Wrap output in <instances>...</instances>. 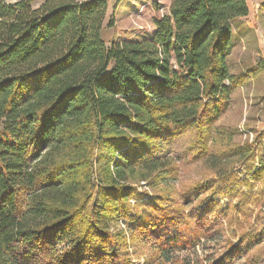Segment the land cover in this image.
I'll return each instance as SVG.
<instances>
[{"label":"trees","instance_id":"16d2710c","mask_svg":"<svg viewBox=\"0 0 264 264\" xmlns=\"http://www.w3.org/2000/svg\"><path fill=\"white\" fill-rule=\"evenodd\" d=\"M106 10V0H0V264H131L115 229L140 182L156 194L128 240L147 264H185L171 251L199 238L179 231L200 219L188 210L196 196L173 183L181 164L208 156L229 107L246 0H170L151 38L109 48ZM254 169L252 182L264 173ZM235 237L205 264L246 245L245 264H262L263 230Z\"/></svg>","mask_w":264,"mask_h":264},{"label":"rangeland","instance_id":"374dc122","mask_svg":"<svg viewBox=\"0 0 264 264\" xmlns=\"http://www.w3.org/2000/svg\"><path fill=\"white\" fill-rule=\"evenodd\" d=\"M16 1L5 0L10 4ZM106 2L101 36L107 48L112 42L151 38L155 33L154 21L168 14V0ZM246 3L251 26L244 18L236 23L232 50L227 59L229 73L233 76L229 107L215 122L216 130L208 143V156L198 163L181 164L173 183L179 190L196 196L188 210L200 217L187 220L188 225L179 230L194 231L199 235L194 246L171 251L185 264H205L207 256L218 257L219 251L228 243L237 244L234 238L237 232L260 229L264 232V173L260 174L259 181L253 182L248 180L251 177L247 174L254 168L264 167V13H261L264 0H246ZM38 5L36 2L32 7ZM167 148H177V144ZM134 188V195L121 206L122 211L127 212V233L116 226L115 230L126 236L131 264H147L146 253H138L139 247L128 240L129 228L149 212L148 204L156 189L143 182ZM239 204L245 208L244 216L235 210ZM201 213H208L206 220ZM214 234L218 236L217 242L211 238ZM260 246L264 248V238ZM253 249V246L246 245L240 255L224 264H245Z\"/></svg>","mask_w":264,"mask_h":264},{"label":"built area","instance_id":"2783aa9c","mask_svg":"<svg viewBox=\"0 0 264 264\" xmlns=\"http://www.w3.org/2000/svg\"><path fill=\"white\" fill-rule=\"evenodd\" d=\"M118 228H121L125 231V233H127V229H126V222L122 219L119 222Z\"/></svg>","mask_w":264,"mask_h":264},{"label":"crops","instance_id":"0c3cea01","mask_svg":"<svg viewBox=\"0 0 264 264\" xmlns=\"http://www.w3.org/2000/svg\"><path fill=\"white\" fill-rule=\"evenodd\" d=\"M168 1H170V0H168ZM168 8H169V2H168L167 11H168ZM261 13H264V10H262ZM242 19H243V18H242ZM244 19H246V20H247V24H248L249 26H251L250 23H249V20H250V13H248V15H247L246 17H244Z\"/></svg>","mask_w":264,"mask_h":264}]
</instances>
